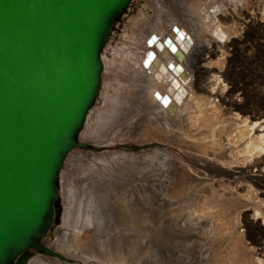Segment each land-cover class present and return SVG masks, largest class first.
Masks as SVG:
<instances>
[{"label": "bare ground", "instance_id": "1", "mask_svg": "<svg viewBox=\"0 0 264 264\" xmlns=\"http://www.w3.org/2000/svg\"><path fill=\"white\" fill-rule=\"evenodd\" d=\"M231 2L236 3L234 0ZM214 3H218L217 6H219V9L216 8L217 10L215 11L217 18H204L202 12L206 5ZM228 3H230L228 0H131L128 6L120 13L115 23V28L113 27L101 52L102 74L100 85L94 102L89 108L78 134V142L80 145L68 154L59 174V216L57 221L52 224L48 234L42 238L41 242L48 251H41L37 248L30 249L23 256L24 264H88L89 262L92 264H129L131 259L129 260L127 255L128 257L129 255L131 258L133 257L137 264H141L142 255H145L143 250L147 246L144 242L143 244L145 247L141 243L143 238L148 239L147 237H143V228L145 224H147L146 219L150 218L149 215L146 216L147 214L145 213L146 211L148 212L149 209H144L145 204L143 206L134 196H130L129 193L131 192L127 195V197L130 198L126 203L127 205L123 203L125 205L123 207L121 203L122 207H120V211L116 208L114 209L113 205L110 206L111 201L109 202L110 205H107L110 200L109 198L105 197L107 200L109 199L108 201L103 198L107 201L104 202L107 208L110 206V208L112 207L114 209L113 211L117 212L115 217L111 209V214H113L112 217H115L114 219L117 218L116 221L117 223L119 222L115 224L117 225L116 229L123 228L121 232L113 233V231L115 232V227L113 228L114 224L112 220L110 223L112 227L108 226V228H106L104 225L102 228V224H104L103 221L106 219L103 220L104 216L102 217L100 215L102 210L97 207L99 201L97 198L102 196V194L104 195L103 189L100 190L101 192L103 191V193H98L95 190L94 195L92 189H89L87 186V184L93 183L91 185L100 188V186L104 184L102 181H105L108 187V179L111 182L112 180L110 179L113 177L114 173L115 175H117L116 173L122 174L125 177V175L128 176L132 168L134 170L144 169L145 171L150 168L152 170L153 168L154 171L152 170L151 179L155 176L157 182L155 181L156 189L153 187V185H155L153 183L154 181L152 182V187L156 190L152 191L157 193L154 192L153 194L152 192L151 194L154 199H156L155 194H159L157 195V198L159 197L157 202L158 205H160L162 200L168 201L167 199H172L173 197H181L187 202L186 204H188L187 207L185 205L181 206H185L188 209L190 206L197 204L199 210L201 209V211L203 210L207 213L213 211V213L219 214L222 219H234L236 213H242L245 219L244 222L248 228V238L252 239V242L258 245V250L264 251V216L262 218L259 217L261 220L263 219V222L260 221L263 227H261L257 216L254 215L255 218H253V213L252 216H248L249 211H258L260 209L259 206L264 208V112L253 111L248 113L247 108H245L246 106L243 104V95L245 91H242V87L240 86L238 79L240 77H236L238 73L234 65L240 57H243L242 59L248 64L256 63L264 57V40L255 36L256 38L251 42L253 45H248V43L246 45V39L252 38L251 35L260 33V37L264 38V14L258 11L254 12L252 15L246 13L244 18H242L246 22L247 31H243L244 33L242 35L235 34L233 28V24H235L233 21L235 11L232 8L230 9L229 5L226 6ZM213 10H215V8ZM212 21L215 22V24H213L215 25L214 29L209 26ZM219 27L224 28L226 33L228 32L225 40H221L218 37L223 31L222 29L219 31ZM211 32H217V36L212 35ZM173 46L177 49L175 52L171 50ZM150 53L154 56L151 60H149ZM218 55L225 56V66L218 67L212 61L213 57H217ZM262 63L263 62L260 64ZM257 71H259V69ZM259 78L263 77L260 76ZM241 112H247L248 114L243 116L240 114ZM125 143L153 144L151 148L155 147L152 149L153 153L149 154L148 152H151L149 147L147 148L148 151L135 152L124 149L123 144ZM148 158L153 159L150 161ZM92 161L104 164L103 171L97 174L94 171ZM87 173L93 176L91 177L88 175L90 176L88 177L90 180H97V176L99 175L103 176V180L94 181L95 183L100 182L99 184H94V182L90 180V182H87V178H85V174ZM144 173L145 172L142 173L141 171V173H138V176H135L139 177L142 174L144 175ZM146 173L145 175H147ZM82 174L84 177H81ZM115 175L114 178H116ZM133 179L136 178L133 177ZM148 179L146 178L147 181ZM127 180L128 179H125V183H129ZM134 182L133 184L135 185ZM144 182H141V185H144ZM121 183H124L123 180ZM149 183L151 185V182ZM112 184L109 186L113 188L114 184L113 186ZM133 184L131 185L134 188ZM119 185L121 186L120 182ZM146 185H148V183ZM123 186L124 188L120 187L121 192H119L120 190L118 191L121 195L125 189V191L128 190L127 184ZM90 187L92 188V186ZM141 187L143 188V186H139V189ZM105 188V194H113L110 193V191H106ZM128 188L130 187L128 186ZM144 188L142 191H144ZM114 189L117 191L119 188L114 187L112 190L115 191ZM139 189L137 188V190H135L138 192ZM142 191L140 193H142L143 196ZM149 192L150 191H148V193ZM126 193L127 192H125V196ZM248 193L255 194V196L257 195V197L259 196L261 198V204L259 205V202V206H255V210V202L248 200ZM92 194L93 196L97 195L96 198H94ZM99 194L101 195L99 196ZM115 194L116 195L113 194L114 199L116 198L115 196H117L118 200L120 195L118 196L117 192ZM144 196L146 199L147 196L145 194ZM141 198L138 197V199ZM148 198L150 199V197ZM121 199L123 200V197ZM159 201L161 202L159 203ZM166 201H163L165 204L164 206H170L172 202H167V204ZM177 201L179 202V200ZM149 203L150 202H147V207ZM155 203L153 204L156 207ZM112 204L116 203L112 202ZM174 204L175 203H173L172 206H174ZM106 205L104 206L105 208ZM118 205H120V203ZM154 206L152 205V207ZM181 206L179 205L178 207ZM105 208L103 213L104 211H108L110 214V209L105 210ZM182 208L185 209L184 207ZM152 211L149 212L152 214ZM186 213L184 215L185 217L187 216ZM201 213L203 214V212ZM257 213L258 212L255 214ZM178 214L181 215V212ZM197 214L199 213L195 215ZM175 215H177V212ZM110 216L107 215L109 218ZM177 216L175 218H177ZM190 216L186 217L188 222ZM198 216L201 215L199 214ZM198 216L195 217L197 218ZM215 216L217 215H214L213 218ZM145 217L147 218L145 219ZM168 217L167 215V218ZM172 217L174 218V216ZM181 217H178V219ZM185 217L182 218L185 219ZM170 218L169 220L171 222L175 219L172 218L171 220ZM114 219L113 221L116 222ZM163 219L164 220H161L165 222L166 218ZM203 219L206 220L207 218ZM169 220L167 222H169ZM181 220L182 219H180V221ZM192 220L190 219V221ZM150 221H148L149 224L154 220ZM184 221L181 222L183 223ZM210 221L212 222V220L209 219V224ZM109 222L108 220V223ZM176 222H179V220ZM176 222L174 223L175 225L177 224ZM227 222L225 224H227ZM108 223H106V225H108ZM199 223L200 222L197 224ZM157 224L155 225L156 227ZM181 224L180 227H178L179 224L175 226V229L178 227V231L176 232L180 231L179 228H181ZM225 224L223 226H225ZM185 225L186 222L184 223V226ZM200 225L201 224H199V228L196 227L198 231L201 229ZM212 225H214V223ZM206 226L207 225L204 227L203 225L202 228H206ZM215 226L219 227V224ZM229 226L230 225H228L227 228ZM157 228L159 230L162 229L160 227ZM163 229L165 231L166 228L163 227ZM88 230L91 234H94L93 238L89 237V239H94V241L91 240L92 242L86 239V232H88ZM147 230H152V233L154 230L153 225L151 226V230L150 228ZM182 230H185V228ZM171 231L173 230L171 229ZM204 231L205 230H203V232ZM231 231L229 232L228 239H230V244H232V250L230 249L231 253L227 254L229 255L227 258L235 264H252V254L250 253L252 248L249 249L247 247L249 242L245 243L246 241L244 240L245 238H242L243 236L240 237L237 233ZM128 232L131 233L129 236L132 235V237L128 236ZM148 232L146 231L145 233ZM174 232L175 231H173L172 234H174ZM160 233L161 235L163 234L162 232ZM150 234L149 236L152 235ZM158 234L155 235L157 238ZM165 234H167V232H165ZM169 235L172 236L171 233ZM189 235L191 234L189 233ZM204 235L206 236V234ZM210 235L212 234H209V236ZM214 235H212V237ZM225 235L223 231V236L225 237ZM121 236L126 240L122 238L125 241L123 243L120 242V245H118L117 241ZM146 236H148V234H146ZM186 237L187 236L183 238L185 239ZM193 237L195 239V236ZM128 238H132V240H128ZM164 238L167 237L163 236L162 239ZM189 238H191V236ZM150 239L153 238H149V240ZM179 239L181 238L179 237ZM224 239L226 238H223L222 241ZM156 240L157 243H159V239ZM156 240L154 243H156ZM201 240L202 242L204 241V239ZM212 240L210 244L215 242H212ZM113 241H116L117 246ZM162 241L165 243L167 241V245L165 246L168 248L170 247V245L168 246V239ZM207 242L205 243L207 244ZM225 242L229 243L227 239ZM205 243H203V245ZM217 243L219 244V242ZM197 244L199 245L200 243H196V245ZM109 245H112V247ZM152 245V247H154V244ZM163 245L164 244H162V246ZM142 246L144 249L141 252ZM216 246L218 247L217 244ZM105 247H107L108 250L104 249ZM155 247L157 248V245ZM155 247L154 250H156ZM160 247L161 246H159V248ZM122 248L125 249V254H122L123 251H120L123 250ZM185 248L187 247L185 246ZM185 248L183 249L185 250ZM196 248L197 247H195V249ZM147 249L150 252L149 247H147ZM199 249L201 250V247ZM227 249H229V247ZM227 249L224 250L227 251ZM104 250L107 253H105ZM198 250L196 251L199 252ZM208 250H210V248L207 249V252ZM224 250L222 249L223 253ZM194 251L192 252L195 254ZM157 252L159 251L157 250ZM152 254L150 255L152 256ZM125 255L126 257H124ZM136 256L137 259L135 258ZM145 256L148 255L146 254ZM151 256H149V258ZM213 256H216V254ZM173 257L174 256L171 258ZM156 258L158 257H155V259ZM168 259H166L167 262ZM173 259L175 260V258ZM209 260L211 259L206 260V262H212V260ZM134 261L132 260V262ZM169 261L171 260L169 259ZM147 262L145 260L144 263L143 259V264ZM187 262L185 264H190Z\"/></svg>", "mask_w": 264, "mask_h": 264}, {"label": "water", "instance_id": "2", "mask_svg": "<svg viewBox=\"0 0 264 264\" xmlns=\"http://www.w3.org/2000/svg\"><path fill=\"white\" fill-rule=\"evenodd\" d=\"M131 0H0V264H24L60 212L59 174Z\"/></svg>", "mask_w": 264, "mask_h": 264}, {"label": "rangeland", "instance_id": "3", "mask_svg": "<svg viewBox=\"0 0 264 264\" xmlns=\"http://www.w3.org/2000/svg\"><path fill=\"white\" fill-rule=\"evenodd\" d=\"M230 3H228V4H226V6H230V9L232 8L234 11H235V16H234V18H233V21L235 22V24H233V28H234V31H231V32H234L235 34H243L245 31H247V25H246V22L243 20V18H244V16H245V14L246 13H248V14H250V15H252L254 12H256V11H258L259 13H263L264 14V0H237V1H235L234 0V2H236V3H232L231 1H233V0H228ZM218 5V3H214V4H211V5H206V7H205V9H204V11L202 12V15L204 16V18H207V17H211V18H217V16H216V13H215V11L217 10V9H219V6H217ZM226 6H224L225 8H227ZM215 8V10H213ZM217 8V9H216ZM228 11H229V7H228ZM264 16V15H263ZM243 17V18H242ZM208 19V18H207ZM206 20V19H205ZM211 20V19H210ZM211 25H209L210 26V28H212L213 27V29L215 28V25H213V24H215V22L214 21H212L211 23H210ZM236 25V26H235ZM115 28V27H114ZM237 28V29H236ZM247 28V29H246ZM223 30L221 33H220V35L218 36L221 40H225V38H227V35H228V32L226 33V31L224 30V28H222V27H219L218 28V30L220 31V30ZM244 31V32H243ZM240 32V33H239ZM212 33V35H216L217 36V32H211ZM252 36V38L250 37V38H247L246 39V45H247V43H248V45H253V43H251L252 41H253V39L254 38H256L255 36H258V38L259 39H262V40H264V38L263 37H260V33L259 34H257V35H251ZM251 39V40H250ZM253 47V46H252ZM261 51V50H260ZM225 52H227V51H225ZM264 56V55H263ZM262 56V57H263ZM218 57V58H217ZM217 57H213V62L215 63V65L216 66H218V67H222V66H225L226 65V58H225V56L224 55H218ZM243 58V57H242ZM241 57L234 63V65L236 66L235 68L237 69V75H236V77H240V78H238L239 79V82H240V86L242 87V91H245V94L243 95L244 97H243V104L246 106L245 108H247V110H248V113L249 112H264V57L262 58V60H259L258 62H256V63H253V64H248V63H245V61L242 59ZM261 62H263L262 64H260ZM260 64V65H258V64ZM259 66V68H258V66ZM252 66V67H251ZM258 70L259 69V71H257L256 69ZM261 68V69H260ZM263 73H262V72ZM260 72V73H259ZM262 73V74H261ZM261 74V75H260ZM263 77V78H259V77ZM263 82V83H262ZM244 88V89H243ZM246 96V97H245ZM243 112V111H242ZM240 113L241 115H243V116H245V115H247L248 113L247 112H245V113ZM151 146H153V144H145V143H125V144H123V147H124V149H127V150H130V151H146L147 150V148L149 147V149L151 150V152H148L149 154L150 153H153L152 152V149L155 147H152L151 148ZM149 150V151H150ZM148 151V150H147ZM150 157H152V156H150ZM154 158V157H153ZM152 158V159H153ZM150 161H152V159H150V158H148ZM154 160H155V158H154ZM149 161V162H150ZM92 163H93V167H94V171L97 173V174H99V172L100 171H103V166H104V164H101L100 162H96V161H92ZM153 165V164H152ZM102 168H101V167ZM131 167V166H130ZM101 168V169H100ZM132 168V167H131ZM133 169V168H132ZM131 169V171H130V173L129 172H127V173H129L128 174V176L127 175H125V177H124V175H122V174H118V173H116L117 175H115V173H114V175L116 176V178H114V175H113V177L112 178H114V179H110V180H112L111 182L109 181V179H108V182H109V185H111L113 182H115V183H113L114 184V187L115 188H119V189H117V191H116V189H114L115 191H113L112 189L114 188H112V187H110L109 185H108V187H107V183H105V181H102V182H104V184H105V186H104V184H103V186L101 185L100 186V188H98L97 186H93V185H91V184H93V183H91V184H87V186L89 187V189H92V193L95 195V190H96V192H98V193H100L101 191L100 190H102L103 189V191H104V195L102 194V196H100L101 194H99V196L102 198H97V200H99V201H102V202H99L98 201V208L99 209H101L102 211H101V216L103 217V220H105V221H103L104 222V224H102V228L104 227V225H105V227L106 228H108V226L110 227L111 225H110V223H111V220H112V223L114 224V226H113V228H114V230H115V232L113 231V233H116V232H121V230L123 229V228H118V229H116L117 228V225H115L116 223H117V218L116 219H114L116 216V213L117 212H115V211H113L115 208L116 209H120L121 210V208L120 207H124L125 205H127L126 203L128 202V200L130 199V198H128L127 197V195H128V193L129 192H131L132 193V195H131V193H129V195L130 196H134V198L136 199V200H138V201H140V203L141 204H143V206H144V204H145V208L144 209H149L148 210V212L146 211V213L145 214H147L146 216H148L149 215V217L150 218H152V219H150V218H147V217H145V219L147 220L146 221V223L147 224H145V226H144V228H143V234H144V236L143 237H147L148 239H146V238H143V240H142V243L141 244H143V242H144V244H146L147 246H146V248L144 249V244H143V248L140 250L141 252H142V250L144 251V254L146 255H148V256H143L142 255V263L141 264H143V259H144V263H145V260H146V262H147V259H148V262L146 263V264H174V261H175V264H185L187 261V263H190V264H235V263H232L230 260H229V258H227L229 255H227V254H229V253H231V250H232V248H231V246H232V244H230L231 242H230V239H228V236H229V232L231 231V232H235V233H237L240 237H242V238H245L244 240L246 241L245 243H248L249 245H247V247L249 248V249H251L250 250V253L252 254V264H264V251H260V250H258L257 248H258V245L256 244V243H254V242H252V239H250V238H248V236H247V233H248V231H247V225L245 224V222H244V218H243V215H242V213L240 214H238V213H236L235 215V217H234V219L232 220V219H222V217L219 215V214H215V213H213V211L210 213V211L207 213V212H204L203 210L201 211V209L199 210V206H197V204H195V205H193V206H190L191 207V209H193V210H191L190 209V207L187 209L186 207L188 206V204H186L187 202L186 201H184V199H182L181 197L179 198V197H177V198H175V197H173L172 199H173V201H172V199L170 200V199H167L168 201H166V200H162V202L163 201H166V203L168 202V203H171L170 204V206H168L167 204V206L165 207L164 205V202L162 203L161 201H159V203H160V205H158L157 204V202H158V200H159V197L157 198V195H159V194H155V198L157 199H154V197H152V192H153V194H154V192L156 191L155 189H156V178H155V176L154 177H152V179H151V173H152V170H153V168H152V170H151V168L148 170H144V169H141V170H132ZM151 170V171H150ZM141 171H142V173L143 172H147L146 174L147 175H145V173H144V175L142 174V175H140L139 177H136V176H138V173L140 172L141 173ZM154 171V170H153ZM138 172V173H137ZM133 173V174H132ZM133 176H132V175ZM88 175H90L89 173H87V174H85V178H87V182H90V181H98V180H103V176L102 175H99V176H97V180L95 179V180H90L88 177H90V176H88ZM136 175V176H135ZM154 175V174H153ZM79 177V176H78ZM81 177H84L83 176V174H82V176ZM91 177H93V176H91ZM133 177L134 178H136V179H133ZM80 178V177H79ZM99 178V179H98ZM130 178V179H129ZM133 180H132V179ZM146 178L148 179H151V180H149L148 179V181L146 180ZM125 179H128L127 181H129V183L128 182H126L125 183ZM143 179H145V180H143ZM90 180V181H89ZM123 180V182L125 183V184H127L130 188H128V186H127V189L129 190V189H132L133 188V186L131 185V184H133V182L135 183V185H134V188L132 189V190H130V191H123L122 192V195H121V193L119 194L118 193V191L119 192H121V188L123 187L124 188V186L123 185H125L124 183L122 184L121 183V181ZM133 182H132V181ZM107 181V180H106ZM147 182L148 183V185H146L147 183H143L144 185H141L142 183L141 182ZM154 181V182H153ZM156 181V182H155ZM118 182V183H117ZM119 182H120V184H121V186L119 185ZM132 182V183H131ZM138 182V183H137ZM140 182V183H139ZM149 182H151V185H150V183ZM155 184V185H153V183ZM96 183H98V182H96ZM95 182H94V184H96ZM100 183V182H99ZM98 183V184H99ZM111 183V184H110ZM113 184H112V186H113ZM117 186H116V185ZM136 184H137V186H136ZM140 184V185H139ZM119 185V186H118ZM152 185H153V187L155 188H153L152 187ZM90 186H92V188L90 187ZM139 186H143V188L144 187H146V188H144V191H142L143 190V188L141 187L140 189H139ZM149 186V187H148ZM102 187H107L108 188V190H107V188H105L106 189V191H110V193H113L114 195H116L115 193L117 192V195L119 196L120 195V200L118 199L117 200V196H115L116 198L114 199V195L112 194V195H107V193L105 194V190H104V188H102ZM121 187V188H120ZM139 189V190H141L142 192H143V196H142V193H140L141 191H139L138 190V192L136 191L137 190V188ZM96 188V189H95ZM112 188V189H111ZM126 188V187H125ZM147 188H149V189H147ZM151 188V189H150ZM153 188V189H152ZM136 189V190H135ZM147 189V191L145 192V190ZM88 190V189H87ZM99 190V191H98ZM111 190H112V192H111ZM134 190V191H133ZM152 190H155V191H152ZM86 191V190H85ZM103 191L101 192V193H103ZM148 191H150L149 193H148ZM115 192V193H114ZM125 192H127L126 193V196H125ZM138 193V194H136V193ZM136 195H138V196H136ZM155 193H157V192H155ZM91 194V193H90ZM93 194H92V196H93ZM97 194V193H96ZM108 194H109V192H108ZM134 194V195H133ZM144 194L147 196L148 194L150 195H148L147 197H146V199L144 198L145 196H144ZM107 195V196H106ZM124 195V196H123ZM249 195V196H248ZM248 195H247V197L249 198H247L249 201H251V202H255V204H254V210L256 209L255 208V206H257L258 205V203H259V205L261 204V198L258 196L257 197V195L255 196V194L253 195L252 193H248ZM97 196V195H96ZM96 196H93L94 198H96ZM104 196V197H103ZM113 196V197H112ZM123 197V200L121 199L122 197ZM129 196V197H130ZM154 196V195H153ZM109 198L108 200L106 199V198ZM110 197H112V198H110ZM125 197H126V199H125ZM131 197V198H132ZM138 197H142L141 199H143V200H141V199H138ZM148 197H150V199L148 198ZM152 197V198H151ZM103 198H105L107 201H108V203H107V205H110V206H112L113 205V208L111 207L110 208V206H108V208H107V205L106 204H104V202L106 201L105 199H103ZM128 198V199H127ZM148 198V199H147ZM179 198V199H178ZM127 200V201H125V200ZM153 199H154V202H153ZM181 199V200H180ZM146 200H148V201H146ZM150 200V201H149ZM161 200V199H160ZM177 200H179V202L177 201ZM182 200H183V202H182ZM106 201V202H107ZM111 201V203L109 204V202ZM143 201V202H142ZM155 201H156V203H155ZM170 201V202H169ZM175 201V202H174ZM112 202L113 203H116V204H112ZM147 202H150L149 204H148V207H147ZM181 202H182V204H181ZM185 202V203H184ZM101 203V204H100ZM120 203V205H118V204ZM123 205H122V204ZM152 203V204H151ZM153 203H155V205H156V207L154 206V204ZM173 203H175L174 204V206H172V204ZM184 203V204H183ZM257 203V204H256ZM100 204V205H99ZM104 204V205H103ZM151 204V205H150ZM177 204H179L180 206L181 205H185V206H181V207H178L179 205H177ZM102 205V206H101ZM106 205V208L104 207ZM117 207H116V206ZM122 205V206H121ZM152 207V205L154 206V207H152V209H151V207ZM158 205V206H157ZM163 205V206H162ZM258 205V206H259ZM101 206V207H100ZM115 206V207H114ZM161 206V207H160ZM196 206V207H195ZM103 207V208H102ZM173 207V208H172ZM177 207V208H176ZM182 207H184L185 209H183ZM195 207V208H194ZM104 208H105V210H107V209H110L109 211H110V214H109V212L108 211H106L107 212V214H106V212L104 211V213H103V210H104ZM154 208V209H153ZM157 210H156V209ZM159 208V209H158ZM172 208V209H171ZM180 208H182V209H180ZM197 208V209H196ZM259 210L258 211H253V210H251V211H249V214H248V216L250 215V216H252V213H253V218H255L254 217V215L255 216H257L258 217V220H259V222L260 221H262L263 222V219L261 220L260 218H262L263 216H264V208H262V207H260L259 206ZM111 209H112V212H113V214H114V218L112 217V215L113 214H111ZM151 209V210H150ZM176 209V210H175ZM179 211H178V210ZM199 210V211H196V210ZM118 210H116V211H118ZM119 210V211H120ZM153 210V211H152ZM182 210V211H181ZM185 210V211H184ZM192 212H190V211ZM149 211H152V214H151V212H149ZM169 211V212H168ZM187 211H189V212H187ZM194 211V212H193ZM115 212V213H114ZM176 212H177V215H175L176 214ZM181 212V215H179L178 213H180ZM187 212V213H186ZM201 212H203V214L201 213ZM256 212H258L257 214H255ZM99 213H100V210H99ZM149 213V214H148ZM168 213V214H167ZM182 213H183V215H182ZM185 213L187 214V216L186 217H189L191 214L193 215H191L190 216V219L192 220L193 218L194 219H197L198 220V222H200L199 224H201L200 226V228L201 229H199V231H198V229L197 228H199V224H197L198 222H197V220H195V221H190V219H189V222H188V219L184 216L185 215ZM188 213H191V214H188ZM193 213H199L201 216H198L199 214H197V215H195V214H193ZM151 214V215H150ZM172 214V215H171ZM174 214V215H173ZM205 214V215H204ZM208 214H210V215H208ZM240 215V216H238V215ZM107 215L108 216H110V218L109 217H107ZM167 215L169 216L168 218H167ZM189 215V216H188ZM209 216V217H204V216ZM214 215H217V216H215L214 218H213V216ZM218 215H219V217H218ZM166 216V217H165ZM172 216H174V218L177 216V218H175V219H177V220H175ZM185 217V219L184 218H182V217ZM195 216H198L197 218L195 217ZM106 217V218H105ZM171 217V218H170ZM178 217H181V218H179L178 219ZM199 217H202V218H199ZM212 217V218H211ZM221 217V218H220ZM236 217H238V218H236ZM260 217V218H259ZM116 221V222H114L113 221V219ZM163 218H166L165 219V222H167L168 220H169V218L172 220V218L174 219V220H172L173 222H171L170 220H169V222H167V223H165L164 221H162V220H164ZM203 218H209L210 220H212V222L214 223V225H212L213 223L210 221V224L208 223L209 222V219H208V221H207V219L205 220V219H203ZM215 218H217V219H215ZM219 218V219H218ZM241 218H243V219H241ZM252 218V217H251ZM264 218V217H263ZM148 219H150L151 221L152 220H154L153 222H151L150 220H148ZM162 219V220H161ZM180 219H182L181 221H184V220H186V221H184L183 223L180 221ZM184 219V220H183ZM200 219V220H199ZM203 219V220H202ZM214 219V220H213ZM108 220L110 221L109 223H108ZM156 220V221H155ZM158 220V221H157ZM161 220V221H160ZM179 220V222H176V221H178ZM216 220H217V222H216ZM219 220V221H218ZM220 220H223V221H220ZM228 222H227V221ZM230 220V221H229ZM107 221V222H106ZM148 221H150L151 223L149 224L148 223ZM215 221V222H214ZM155 222V223H154ZM162 222V223H161ZM177 223L176 225L178 226V224H179V226L178 227H180V224H181V228H179V230L181 231V233H180V231L179 232H176V231H178L177 229H178V227H176L177 229H175V224L174 223ZM186 222V227H188V228H186L185 226H184V223ZM188 222V223H187ZM191 222V223H190ZM197 222V223H196ZM201 222H204V223H201ZM208 224H207V223ZM219 222V223H218ZM220 222H221V225H220ZM227 222V224H225ZM106 223H108V225H106ZM119 223V222H118ZM117 223V224H118ZM160 223V224H162V225H158V224ZM219 224V227L218 226H215V225H218ZM235 225H234V224ZM153 225V232L151 233V226ZM157 224V227H160V228H162L163 229V227L164 228H166L165 229V231H164V229L162 230V229H158L155 225ZM165 224V225H164ZM167 224V225H166ZM170 224V225H169ZM173 224H174V226H173ZM189 226H188V225ZM194 224H196V225H194ZM225 224V226H223ZM245 224V225H244ZM262 223L260 222V225H261ZM146 225H148V226H146ZM204 225V227H205V225H207L206 226V228H202V226ZM228 225H230L228 228H227V226ZM119 226V225H118ZM163 226V227H162ZM171 226H173L174 227V229H173V227H171ZM194 226V227H193ZM112 227V226H111ZM147 227V228H146ZM182 227H184L185 228V230H182V229H184V228H182ZM190 227V228H189ZM192 227H193V229H192ZM197 227V228H196ZM210 227V228H209ZM222 227V228H221ZM261 227H263L262 225H261ZM146 228V229H145ZM150 228V230L151 231H149V230H147V229H149ZM157 228V229H156ZM167 228H168V230H167ZM170 228V229H169ZM195 228V229H194ZM225 229V230H220V229ZM145 229V230H144ZM171 229L173 230V231H175L174 232V234H172L173 233V231H171ZM186 229H187V231H186ZM190 229V230H189ZM197 229V230H196ZM227 229H229V230H227ZM116 230H118V231H116ZM155 230H157V231H155ZM158 230H159V232H158ZM167 230V231H166ZM188 230H189V232H188ZM191 230H193V231H191ZM196 230V231H195ZM201 230V231H200ZM203 230H205L204 232H203ZM147 231H149L148 233H145V232ZM223 231H224V235H225V233H226V235H225V237L223 236ZM227 231V232H226ZM89 230H88V232H86V234H87V240H89L90 242H92V241H94V239H91V238H93L94 237V234L92 233L91 234V232H90V234H91V236H90V234H89ZM160 232H162L163 234V236L165 237H167V238H164L165 239V241L168 239V246L170 245V247L172 248H168V247H166L165 245H167L166 243H167V241H166V243L164 242V241H162V240H164V239H162L163 238V236L161 235V233ZM165 232H167V234H165ZM188 232V233H187ZM195 232V233H194ZM211 232V233H210ZM213 232V233H212ZM129 233V232H128ZM127 233V234H128ZM156 233V234H155ZM159 233V234H158ZM171 233V235L173 236H170L169 234ZM177 233H179V234H177ZM189 233L191 234V235H189ZM196 233H197V235H196ZM131 233H129L128 234V236L130 235ZM146 234H148V236H146ZM149 234L151 235V236H155V235H157L158 234V238L155 236V237H151V236H149ZM181 234V235H180ZM186 234V235H185ZM204 234H206V236L204 235ZM209 234H212V235H214L213 237H212V235H210L209 236ZM221 234V235H220ZM228 234V235H227ZM178 235V236H177ZM187 236L186 238L189 240H187L186 238L184 239L183 237H185V236ZM169 236V237H168ZM191 236V238H189ZM193 236H195V239H194V237ZM198 238H197V237ZM205 236V237H204ZM223 236V237H222ZM227 236V237H226ZM89 237H91L90 239H89ZM129 237H132V235L131 236H129ZM161 237V238H160ZM175 237V238H174ZM179 237L181 238V239H179ZM221 239H220V238ZM120 238V239H119ZM118 239L120 240H116L117 241V243H118V245H120V242H124L126 239L123 237V236H121V237H119ZM122 238H124V239H122ZM127 238V237H126ZM149 238H153V239H150L149 240ZM159 239L158 240V242L160 243H157V240L156 239ZM171 238V239H170ZM207 238V239H206ZM210 238H211V240H212V242L213 241H215V242H213V243H211L210 244V242H211V240H210ZM223 238H226L227 239V241H229V243L228 242H225L226 241V239H224L223 241H222V239ZM230 238V237H229ZM257 238V237H256ZM145 239H146V241H145ZM162 239V240H161ZM170 239V240H169ZM178 239V240H177ZM183 239H184V241H183ZM194 239V240H193ZM201 239H204V241L205 242H207V241H209V242H207V244L209 245V246H211V247H213V248H211V247H209L204 241L202 242V240ZM206 239V240H205ZM209 239V240H208ZM263 239H264V237H263ZM262 239V240H263ZM92 240V241H91ZM122 240V241H121ZM128 240H132V238H128ZM155 240H156V243H154L155 242ZM116 241H113L114 242V244L116 245ZM169 241H171V242H169ZM177 241H179V242H177ZM181 241H183V242H181ZM198 241V242H197ZM220 241H221V243H220ZM95 242H96V240H95ZM113 242H112V244H113ZM146 242V243H145ZM162 242V243H161ZM174 242V243H173ZM181 242V243H180ZM190 242V243H189ZM194 242H196V243H200L199 245H200V247H201V250L199 249L200 247H199V245L197 244L196 245V243H194ZM217 242H219V244L217 243ZM222 242H223V244H224V247H223V244H222ZM150 243H152V244H154V247L157 245V248H156V250H154V247H152L153 245L152 244H150ZM181 245H180V244ZM196 245H194V244ZM203 243H205L204 245H203ZM225 243H226V245H225ZM140 244V245H141ZM150 244V245H149ZM158 244H159V246H161L160 248H159V246H158ZM162 244H164L163 246H162ZM176 244V245H175ZM178 244V245H177ZM192 244V245H191ZM216 244L218 245V247L216 246ZM230 244V245H229ZM114 245V246H115ZM194 245V246H193ZM222 246V247H220V246ZM228 245V246H227ZM109 246H111L112 247V245H109ZM117 246V245H116ZM115 246V247H116ZM151 246V247H150ZM175 248H174V247ZM179 246V247H178ZM185 246L187 247V248H185ZM189 246V247H188ZM214 246H216V247H214ZM147 247H149V250H150V252L148 251V249H147ZM191 247V248H190ZM195 247H199L198 249L196 248L195 249ZM207 247V248H206ZM229 247V249H227ZM110 248V247H109ZM131 248V247H130ZM140 248H141V246H140ZM153 250V254H152V250ZM174 248V249H173ZM177 248H179V249H177ZM183 248H185V250L183 249ZM193 248H194V250H193ZM210 248V250L212 251H210V250H208V252H207V249H209ZM217 248V249H216ZM224 250V249H227V251L226 250H224V253H223V251H222V249ZM104 249H107V247H105ZM123 250H120L121 252H122V254H125V249L124 248H122ZM132 249V248H131ZM147 249V250H146ZM169 251H168V250ZM192 249V250H191ZM219 249V250H218ZM231 249V250H230ZM108 250V249H107ZM157 250L159 251V252H157ZM175 252H174V251ZM191 250V251H190ZM196 250H198L199 252H197ZM221 250V251H220ZM105 251V250H104ZM117 251V250H116ZM131 251V250H130ZM148 251V252H147ZM156 251V252H155ZM177 251V252H176ZM188 251H189V253H190V255H189V253H188ZM192 251H194L195 252V254L192 252ZM210 251V252H209ZM220 251V252H219ZM254 253H253V252ZM118 252H119V250H118ZM173 252V253H172ZM179 252V253H178ZM191 252H192V254H191ZM217 252H218V254H217ZM227 252V253H226ZM105 253H107L106 251H105ZM120 253V252H119ZM155 253V254H154ZM156 253H157V255H156ZM172 253V254H171ZM176 253V254H175ZM197 253V254H196ZM200 255H199V254ZM205 253H206V255H205ZM209 253V254H208ZM214 255V254H216V256H213L212 254ZM223 253V254H222ZM115 254V253H114ZM126 254H127V251H126ZM140 254H142V253H140ZM150 254H152V256L154 257H152ZM162 254V255H161ZM164 254V255H163ZM174 254V255H173ZM177 254H179V255H177ZM211 254V255H210ZM221 254V255H220ZM116 255V254H115ZM155 255V256H154ZM177 255V256H176ZM187 255H189V256H187ZM195 255V256H194ZM149 256H151L150 258H153V259H150L149 258ZM163 256V257H162ZM170 256V257H169ZM172 256H174L173 258H175V260L173 259V258H171ZM201 256H203V257H201ZM206 256V257H205ZM210 256H213V257H210ZM124 257H126V255L124 256ZM123 257V258H124ZM140 257H141V255H140ZM155 257H158V258H156L155 259ZM168 257H169V259L171 260V261H169V259H168ZM185 257V258H184ZM187 257V258H186ZM214 257H215V259H214ZM222 257V258H221ZM227 258V260H226V258ZM127 258L131 261L130 263L131 264H133V263H135V264H137V262L136 261H134V258L132 259L131 258V256L129 255V257H128V255H127ZM136 259H137V256L135 257ZM180 258H181V260H180ZM183 258V259H182ZM202 259V260H200V259ZM220 258V259H219ZM126 259V258H125ZM135 259V260H136ZM166 259H168V262H167V260ZM179 259V260H178ZM201 262H199L198 260ZM204 259H206V260H208V259H211L212 260V262H206V260H204ZM223 259H225V260H223ZM132 260L134 261V262H132ZM190 260H191V262H190ZM196 261V262H194V261ZM203 260H204V262H203ZM211 260H209V261H211ZM218 260V261H217ZM222 260V261H221ZM177 261H179V262H177ZM183 261V262H182ZM199 263H198V262ZM214 261V262H213ZM217 261V262H216ZM220 261V262H219ZM226 261H228V262H226ZM203 262V263H202ZM129 263V264H130ZM88 264H92V263H88ZM244 264V263H243ZM245 264H247V263H245Z\"/></svg>", "mask_w": 264, "mask_h": 264}, {"label": "snow or ice", "instance_id": "4", "mask_svg": "<svg viewBox=\"0 0 264 264\" xmlns=\"http://www.w3.org/2000/svg\"><path fill=\"white\" fill-rule=\"evenodd\" d=\"M173 52H175L177 49H176V47L175 46H173L172 47V49H171ZM154 58V56H153V54H149V60H151V59H153ZM158 96H159V94H158Z\"/></svg>", "mask_w": 264, "mask_h": 264}]
</instances>
